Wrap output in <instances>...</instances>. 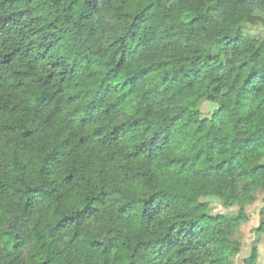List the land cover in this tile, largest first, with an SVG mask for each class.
<instances>
[{"label":"trees","instance_id":"16d2710c","mask_svg":"<svg viewBox=\"0 0 264 264\" xmlns=\"http://www.w3.org/2000/svg\"><path fill=\"white\" fill-rule=\"evenodd\" d=\"M261 14L0 0V264H232L264 192V39L242 35Z\"/></svg>","mask_w":264,"mask_h":264},{"label":"rangeland","instance_id":"374dc122","mask_svg":"<svg viewBox=\"0 0 264 264\" xmlns=\"http://www.w3.org/2000/svg\"><path fill=\"white\" fill-rule=\"evenodd\" d=\"M262 20L255 25H244L242 35L250 39H264V14ZM216 106L202 102L200 112L203 118L209 117ZM264 192L258 191L251 204L243 208L247 221H241L234 232V239L240 244L238 255L232 260V264H243L250 257L253 249L256 252V264H264V234L258 232L260 227L264 228ZM203 201L208 206V213L212 216L222 215L226 218H234L238 215L239 207H225L222 201L214 197H206Z\"/></svg>","mask_w":264,"mask_h":264}]
</instances>
